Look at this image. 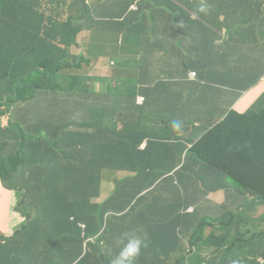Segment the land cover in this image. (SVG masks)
<instances>
[{"label": "trees", "instance_id": "16d2710c", "mask_svg": "<svg viewBox=\"0 0 264 264\" xmlns=\"http://www.w3.org/2000/svg\"><path fill=\"white\" fill-rule=\"evenodd\" d=\"M180 3L171 12L185 13L188 19L175 28V38L205 29V25L215 32L224 28L240 32L250 23L264 25V0H190L188 9L192 14L182 6V1ZM231 4L237 18H213L218 9L230 11ZM120 6V0H112L114 12L123 21L133 20L131 11L119 10ZM201 6H206L207 11L201 12ZM87 13H90L86 17L88 21L91 8L85 0H0V108L15 103L29 114L31 108L38 110L33 130L26 138L23 134L20 136L22 149L16 153L18 162L10 161L12 155H4L0 146V180L6 189L16 194L15 209L26 219L22 225L26 243L14 246V236L2 238L5 241L0 246V264H45L40 261V254L33 252L38 236H53L57 240V264H99L109 258L113 261L130 237L142 241L135 264H180L181 261L175 262L174 254L181 236L186 234L181 229L183 216L176 217V222H168L171 208L162 203L153 207L151 192L156 182L171 173V139L162 140L163 145L155 143L153 140L158 138L152 137V129L140 123L122 120L120 129L116 123L119 119L114 115L121 108L128 112L140 109L136 105L141 93L139 87L120 83L117 96L111 99L107 95L102 99L94 87L87 84V81L93 83V78L62 74L63 70L78 66L77 61L90 63L70 53L71 47L78 46L77 35L84 30L82 24L75 22L84 19ZM218 42L219 39L217 45ZM204 43L215 48L214 40L203 41L206 47ZM197 49L203 50V47ZM192 63L197 70L193 91L198 92L201 85L214 84L212 69L206 72L205 67L196 66L195 61ZM247 70L251 73L256 68ZM107 117L109 126L103 129L102 122ZM89 128H95L94 133H89ZM251 131L229 138L227 142L225 136L218 137L216 148L205 141L191 147L190 152L184 149L175 156L189 153L192 158V153L202 154L203 161L215 164L214 158L219 152L238 154L250 169L260 172V175L245 173L251 185L248 193L242 190L243 196L252 206L264 204V158L244 152L245 144L258 141L263 143L264 153V140L254 139ZM120 134L131 138V144L117 141ZM147 139L146 149L140 150ZM121 172L132 175L115 177L114 174ZM28 173L46 178H28ZM113 177V194L106 201L97 202L103 195L106 179ZM15 178L25 180L26 188L9 182ZM167 182H170L168 188L172 195L181 194V184L171 183V179ZM227 217L236 222L234 211ZM254 219V228L246 220L251 229L240 227V236L234 240L215 229L204 246L194 247L193 263L202 264L199 252L211 243L220 251L218 264L236 261L261 264L264 214ZM192 220L196 221L193 216ZM147 221H156V224ZM205 222L206 226L214 224ZM16 234L19 236L21 232ZM91 238L96 242L89 243L85 250V243ZM74 242L82 248L80 259L77 253L65 250H72ZM53 258L48 259L50 264Z\"/></svg>", "mask_w": 264, "mask_h": 264}, {"label": "crops", "instance_id": "0c3cea01", "mask_svg": "<svg viewBox=\"0 0 264 264\" xmlns=\"http://www.w3.org/2000/svg\"><path fill=\"white\" fill-rule=\"evenodd\" d=\"M180 1L188 9L190 0H120L119 10H130L133 18L131 21H123L114 12L112 0H87V4L93 3L90 6L91 17L87 22H92L94 26L90 30L81 31L76 40L80 51L85 50L90 56L93 51L102 48L108 58L109 63L88 58L85 60L90 61L89 65L84 63L91 69L89 77L94 79L95 89L102 99L107 95L111 99L117 96L120 84L111 90H102L100 81L96 79H100L102 73L106 76L115 73L122 75L123 70L120 68L124 63L123 57L129 56L130 66L139 77V95L145 98V102L143 105L136 103L140 109L133 112L124 108L116 110L114 115L119 119L116 123L120 129L123 127L122 120L140 123L152 129V137L158 138L153 141L161 145L162 140L171 139V173L153 185V207L157 203L170 207L171 217L168 222H176V217L183 216L181 229L186 234L181 236L174 260L181 261L180 264H194V247L198 249L204 246L215 229H220L234 240L240 236V227L251 229L246 221V213L264 206L263 203L252 206L243 196L242 190L247 192V187L251 185L245 173L260 175V172L250 169L238 154L219 152L214 158L215 164L203 161L205 156L202 154L192 153V158L189 153L175 156L184 149L190 152L193 146L198 147L205 141L216 148L218 137L225 136L227 142L229 138L245 134L249 129L252 130L254 139L264 140V25L261 27L260 24L250 23L240 32H234L231 28L215 32L211 28L208 30L209 26L205 25V29L175 38V28L188 19L185 13L171 12L175 6H180ZM189 13L192 14L190 11ZM237 17L233 12V4L230 11L221 8L213 16L215 19ZM99 32L108 34L109 40L114 34L119 37L113 45ZM80 34L87 36L85 48L78 42ZM132 35L139 36L140 39L131 37ZM211 40L215 41L214 49L206 43V47L203 46V41ZM98 43H103L104 46L96 47ZM199 47H203V50L197 49ZM193 61L196 66L205 67L206 72L212 69L211 76L214 79V84L201 85L198 92L193 91L197 77L190 78V73L197 71L192 67ZM248 67L256 70L249 73ZM121 81L120 79L119 82ZM109 122V117L103 119V129L109 126ZM94 130L95 128H89L88 132L94 133ZM124 134H120L117 141L131 144V138H126ZM148 142V139L145 140L139 149L145 150ZM144 144L145 148L142 147ZM262 144L250 141L245 144L244 152L264 158ZM114 175L125 178L132 173L121 172ZM37 177L46 178L40 174L28 173V178ZM115 177L106 179L103 195L97 202L106 201L110 196L115 187ZM169 179L171 183L174 181L182 185L181 194H171L168 188L170 182H167ZM17 186L26 188L25 180ZM238 186L242 189H238ZM16 203V194L6 189L0 180V246L5 241L1 239L10 236L16 239L14 246L19 242L26 243V235H22V225L26 219L15 209ZM124 203H127V198ZM232 211L235 212L236 222H231L233 218L227 217ZM191 216L196 221H191ZM205 216H211L213 220L210 221L214 224L206 226ZM147 223L153 225L156 221ZM18 232L21 235L18 236ZM95 242L96 240L89 239L84 249L87 250V245ZM183 244L185 245L182 246ZM57 246V240L53 236H38L33 252L40 254L41 262L50 264L48 259L54 257L52 264H57ZM65 250L77 253L80 259L82 248L78 243L74 242L72 250ZM219 254L220 251L211 243L207 244L199 252V261L202 264H218ZM232 264L246 263L236 261Z\"/></svg>", "mask_w": 264, "mask_h": 264}, {"label": "rangeland", "instance_id": "374dc122", "mask_svg": "<svg viewBox=\"0 0 264 264\" xmlns=\"http://www.w3.org/2000/svg\"><path fill=\"white\" fill-rule=\"evenodd\" d=\"M56 1V0H53ZM85 3L87 4V0H85ZM92 2L88 3V7L90 9V6L92 5ZM189 14V13H187ZM90 16V13H87L82 20H78L75 22V24H82L84 26V30H90L93 28V23L92 22H86V17ZM80 33V32H79ZM100 33V32H99ZM101 34V33H100ZM104 36L106 40L108 39V34H101ZM100 37V36H99ZM112 38L109 40L112 42L113 45H115L116 38L119 37L118 34H114L111 36ZM131 37H134L136 39H140L139 36L132 35ZM78 42L82 44L85 48L86 43H87V36L86 34L79 35ZM125 39H127L125 37ZM95 44V43H93ZM104 46L103 43H98L96 44V47L98 46ZM124 49V46L123 48ZM70 53L74 57H81V59H91V60H99L100 63H106L108 61L107 56L102 52V48H99L91 53L89 56L88 54L85 53L84 51H80L77 47H71L70 48ZM85 53L83 56L82 54ZM115 58H120V56H114ZM124 63L121 66V70H123L122 75H104L103 73L100 75V87L102 90L109 89L111 90L114 87H118L120 83H128L130 85L138 86L140 81L139 77L133 67L130 66L129 63V56L124 55L123 57ZM73 63V61L71 62ZM76 67H71L69 69L63 70L62 74L74 76V75H82L89 77L91 73V69H89L85 64L79 63L78 61L76 62ZM122 80L119 82V80ZM87 84L91 85L95 89L94 83H91L90 81H87ZM96 90V89H95ZM18 103V102H17ZM2 107L0 108V111L2 112V115L0 116V146L3 147L4 155H12L9 159L10 161L16 163L20 159L16 156V153L21 150L22 148L19 146L21 143V138L20 136L23 134V136L26 138L29 135V131L33 130L32 123L35 120V116L37 115V109L36 108H31L30 114L27 112H24L23 109L19 106L16 105L14 109L7 111L8 108H6V104L1 105ZM12 106H10L11 109ZM79 115L82 116V112L79 111ZM19 169L22 170V166H19ZM18 169V170H19ZM12 183L14 186H17L18 184L22 183L23 181L19 178H15L14 181L11 179L9 181ZM249 188V187H247ZM264 213V206L260 208H256L254 210H249V213H246L245 217L247 221L249 222L250 226H253V223H256L255 219L253 217H260ZM204 220L211 222L210 220H213L211 216H205ZM254 228V226H253ZM188 243V242H186ZM183 244L182 246H184ZM260 263H264V260L261 259L259 261ZM99 264H112V259L109 258V261L104 262V263H99Z\"/></svg>", "mask_w": 264, "mask_h": 264}, {"label": "clouds", "instance_id": "9594fccd", "mask_svg": "<svg viewBox=\"0 0 264 264\" xmlns=\"http://www.w3.org/2000/svg\"><path fill=\"white\" fill-rule=\"evenodd\" d=\"M199 10L201 12H206L207 7L201 6ZM16 105L19 104L12 103L7 105V111L14 109ZM10 106H12L11 109ZM141 246L142 241L139 238L130 237L127 243L121 248L119 254L112 261V264H135L136 258L140 255Z\"/></svg>", "mask_w": 264, "mask_h": 264}, {"label": "built area", "instance_id": "2783aa9c", "mask_svg": "<svg viewBox=\"0 0 264 264\" xmlns=\"http://www.w3.org/2000/svg\"><path fill=\"white\" fill-rule=\"evenodd\" d=\"M196 77H197L196 72L190 73V78L195 79ZM144 102H145V98L144 97L139 96L137 98V104L143 105ZM142 147L145 148V144ZM82 227H83V225H82ZM262 264H264V263H262Z\"/></svg>", "mask_w": 264, "mask_h": 264}]
</instances>
